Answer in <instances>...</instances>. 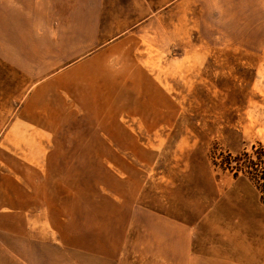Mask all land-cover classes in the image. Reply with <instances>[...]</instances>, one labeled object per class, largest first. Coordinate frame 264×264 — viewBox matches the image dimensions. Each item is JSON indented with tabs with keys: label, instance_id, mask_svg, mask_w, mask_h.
<instances>
[{
	"label": "rangeland",
	"instance_id": "obj_1",
	"mask_svg": "<svg viewBox=\"0 0 264 264\" xmlns=\"http://www.w3.org/2000/svg\"><path fill=\"white\" fill-rule=\"evenodd\" d=\"M93 4L0 17V264H264V0Z\"/></svg>",
	"mask_w": 264,
	"mask_h": 264
},
{
	"label": "crops",
	"instance_id": "obj_2",
	"mask_svg": "<svg viewBox=\"0 0 264 264\" xmlns=\"http://www.w3.org/2000/svg\"><path fill=\"white\" fill-rule=\"evenodd\" d=\"M21 2L22 5H18L17 7H12V9L9 11H5L0 8V17L4 18H24L27 19L28 24H26V28L29 29L31 33H40V34H47L51 32H55L56 29L51 27L50 25L47 26V24H41L39 25L38 28L34 23L35 18H47V17H53V16H59L61 15L62 11H66L67 15L70 17H78V12L81 10V12H85L88 14L90 10H92L95 6L93 4L94 2H102L106 0H0V7L1 3L5 2ZM151 1L152 0H131V2L138 4L140 6H144V8L140 9L141 11L137 13L135 16H138L141 18L140 21H138L135 25V27L140 26L142 23L146 22L147 19L151 18V13H150V6H151ZM155 1V0H154ZM95 7H100L102 10L101 6H95ZM106 9V6L103 7V10ZM65 14V15H66ZM103 16V15H102ZM31 28H36V29H31ZM57 28V27H56ZM141 213V216L150 218L151 222L157 223L159 220V217L154 215L153 212H150L149 210L143 211L142 207H138V209ZM143 220V219H142ZM140 221V220H138ZM164 224H167L165 219H162ZM153 229L156 230L157 226L154 224ZM140 238H145V243H137L135 240V245L132 249H127V241L128 238L122 242H125V248L124 251H127L129 255H125V257L128 259V264H159V242L157 239V234L156 233H148V234H140ZM135 238H138V235L135 236ZM121 251V249H120ZM119 251L118 253V263L119 259L122 258L123 254L121 255V252ZM125 253V252H124ZM167 258L173 257L172 251L167 252ZM184 264L185 262L188 261L189 256L186 254L184 256ZM126 259V260H127ZM120 264H125L123 259H120Z\"/></svg>",
	"mask_w": 264,
	"mask_h": 264
},
{
	"label": "trees",
	"instance_id": "obj_3",
	"mask_svg": "<svg viewBox=\"0 0 264 264\" xmlns=\"http://www.w3.org/2000/svg\"><path fill=\"white\" fill-rule=\"evenodd\" d=\"M261 152H262V154H264V150L262 148H261ZM244 155L247 157V159L245 160L246 161V163H245L246 166L245 167L249 168V169L250 168L252 169L254 167V165H256V162H254V160L252 159V157L248 153H244ZM236 158H237V156H235V159ZM230 159H232L231 155H230ZM235 164L237 166H242L237 159L235 160Z\"/></svg>",
	"mask_w": 264,
	"mask_h": 264
}]
</instances>
